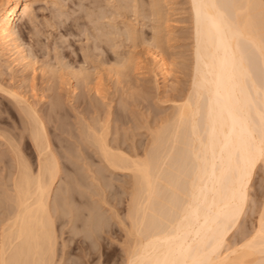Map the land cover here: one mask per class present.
I'll use <instances>...</instances> for the list:
<instances>
[{
	"label": "bare ground",
	"instance_id": "1",
	"mask_svg": "<svg viewBox=\"0 0 264 264\" xmlns=\"http://www.w3.org/2000/svg\"><path fill=\"white\" fill-rule=\"evenodd\" d=\"M125 2L127 1L123 0V5L127 4V7H129L128 4L131 2ZM170 2L172 3V1ZM188 2L193 24V62L190 86L188 92L186 91L182 97L180 96L181 99L178 98L180 102L174 100L176 102L175 111L165 118L166 120L163 121L162 125L159 124L160 127L158 129L151 131L150 143L147 144L146 148L144 147L143 151H139L136 145L135 147L133 145L125 148L123 139H121L122 141L120 140L122 143L118 141L120 135H118V132H115L117 133L116 137L111 134L118 139L110 138L112 137L110 135L111 129L116 126L113 121L115 118L111 119V112L109 114L106 113L107 115L102 118H95L96 120L93 119V121L88 119L91 122H85V120H82L83 117L80 116L81 124L79 125H83V128L80 127L82 131L79 133L76 131L78 133H75L76 135L72 134L76 139L74 138L73 140V137L71 138L76 147L58 145L57 142L55 143V138L53 139L48 127L51 125L54 127V131L55 128L60 130L62 122L57 118L63 111V101L59 99L62 96L56 95V102L50 107L51 112L48 115L38 109V105L35 106L27 98L26 94L23 95L25 90L23 93L20 90V92L15 90L16 87L18 89L17 85L14 87L15 89H6L8 88L6 87L7 85L3 86L0 82V91L4 95L7 94L6 97H11L15 102V107L18 106L16 108L19 115L26 123L27 127L25 130L28 132L30 141L29 143L25 141V144L31 145L36 160L34 163L27 158L25 150H23L20 143H15V139L10 136L7 137L6 133H0L2 143L8 147L5 150L0 149V164L3 162L8 165L10 161V164H13L10 167L8 166L10 169L8 176L4 177L2 182L0 180V264H61L65 255H69V252H66V247L70 246L67 245L69 241H75L79 245L80 243H87L88 246L89 244L93 245V243L104 236L103 233L108 234V232L113 231L112 220H116L125 233V237H123L125 239H123L121 245L122 254H120L122 255V264H264V200L263 202L255 203L260 209L258 212L256 211L258 214L256 222L254 221L255 223L252 225V230L245 226L243 227L244 215L246 214L245 207L246 205L248 206L247 203L250 200V188L253 177L261 166L264 168V0H188ZM101 5H104L103 2ZM34 6L32 0H4V2L0 0V53L7 55V58L13 57L11 59L12 66L13 64L20 65L19 68L23 66L25 71L32 70V67L36 65L31 55L24 49L23 44L25 43H22L21 40V34L26 29L25 20L30 16L32 8L34 11ZM91 6L93 7V5ZM154 7L156 5L154 6L153 3L152 8L154 9ZM83 8L85 9V7ZM98 9L101 11L100 7ZM116 9L118 7H115ZM38 11L42 12L40 9ZM153 12L155 13L154 10ZM37 13L39 14V12ZM82 14H86V12ZM55 15L59 17V15ZM49 17L51 18L52 16ZM111 19L113 18H110L109 21ZM81 21L78 20V23H81ZM75 22L77 23V21ZM83 22L87 23V21ZM94 22L97 21L93 20L92 23ZM97 24L95 26H100ZM113 24L115 23L113 22ZM46 26L49 27V25L45 24ZM101 26L104 27L103 33L106 31L107 34H114L113 30L112 32L107 31L108 29L111 30V28L107 29V25L103 26L101 24ZM102 27H100L101 30ZM54 28L51 30H54ZM66 29L70 28L67 27ZM75 29L77 30V28ZM83 29L85 30V28ZM132 31L127 32L129 34L128 39L134 38L131 33L136 30ZM59 32L57 31L56 33ZM155 32H157L156 29ZM51 33L49 34L51 35ZM124 33L126 34L125 31ZM95 35L93 36L94 38L96 37ZM103 36H105L104 42L109 41L107 38L111 37L104 34ZM55 38L53 39L56 41ZM61 38L63 41V37L59 39ZM154 38L160 39L159 36L156 37V33ZM95 39L98 38L96 37ZM137 40L135 39L134 42ZM145 40L146 38L142 42L149 41ZM66 41L67 39H65V43ZM96 43H98V40H96ZM144 43L140 44L141 47ZM31 44L33 45V43ZM119 44L121 45V41ZM116 49H119V47ZM145 49L147 51L143 53H146L152 60L153 66L155 65V69H157L155 71H158V74L166 81L172 74L171 63L168 62L167 57L154 42L149 43ZM93 50L97 51L98 49ZM113 50L114 52L116 51L115 49ZM132 51L131 54L133 53ZM141 56L143 55L136 57V60L134 55L133 58L136 61H133V58L130 57L132 64L136 62L134 64V66L136 65L135 69L140 65L144 67V61L148 59L147 56H145L146 59L143 56V61ZM0 57L2 56L0 55ZM124 59L127 58L125 57ZM123 60L121 61L123 62ZM9 61L8 59L7 62ZM11 62L8 64L11 65ZM128 63L131 64V62ZM127 65L126 67H128ZM5 68L7 67L5 66ZM65 68L66 66L63 69L65 70ZM114 68L116 67L114 66ZM8 69L11 70L10 68ZM14 69L16 70V68ZM48 69L45 71H48ZM139 69L140 67L137 70ZM69 70L65 74L68 75L70 73L71 75L69 74V76L71 77H69L70 81L66 83H70L71 96H74L77 87L73 85L71 80L73 78L81 80L77 74L83 72L79 71L78 73V70H82L78 69L76 70L77 74L75 72L72 73V66ZM89 72L91 73L92 71H88V74ZM115 72L117 74V69ZM53 74L56 77L55 73ZM53 74L49 75L52 76ZM88 74H84L87 75V77L85 76L86 80H90L88 81V83L90 82L89 84L94 83L95 78L92 80L93 76H91L90 79V74ZM118 74L121 75L120 72ZM76 75L79 76V79ZM12 76L14 77V75ZM27 76L29 77V74ZM26 77L24 78L26 79ZM66 77H63V80ZM98 80L96 83L101 82ZM73 81L75 82V80ZM67 88L65 89L67 90ZM92 88L94 90L95 88L97 89V87ZM25 92L28 93L27 89ZM93 93L95 94V92ZM0 95L2 94L0 93ZM87 95L91 96L90 94ZM97 95L95 94L96 97ZM99 95L101 94L99 93ZM75 97L74 99L76 100ZM128 102L122 104L124 111L130 105ZM125 105L128 106L126 107ZM100 106V108L106 109L105 106ZM1 109L3 108L0 107ZM96 109L98 108H95V111H97ZM110 111L112 110L110 109ZM1 112L3 111L1 110ZM97 112L99 114L100 110ZM105 112H107V109L102 115ZM84 113L86 114V112ZM87 118H90L89 114ZM58 121H60V125H58ZM82 121L85 123H82ZM112 122L115 123L114 126H112ZM64 124H67V122L63 123L61 129ZM69 128L66 129L69 130ZM117 130H119L118 127ZM68 138L66 136V139ZM88 149L93 150L92 152L97 156H91L92 153L89 155ZM6 150L7 152H5ZM7 155H10V161L5 160ZM96 160L101 165L99 164L100 166L94 169ZM5 161H8V164ZM106 171L112 173V175L113 173L128 174L130 182L128 184L127 199L124 197L127 200V211L124 215L120 214L117 208L121 198H118L117 194H112L111 197L107 194L106 188L109 187L110 183H108ZM89 179L91 181L87 184L86 180L88 181ZM90 186H95V189L92 190V197L95 195V197L98 196L99 198L92 203H87L86 201L82 203V199L78 197L83 198L85 193L81 191L80 196L77 197L78 188L86 187L88 191L91 188ZM84 203L89 208L88 215L84 213L85 208L82 206ZM58 223L59 225H57ZM67 227L68 229L70 227L69 230H71L72 235H70L71 237L68 240L64 238L63 242L60 241L61 243H59V238L69 232ZM237 232H239L240 240L234 244L230 241V237ZM61 247L62 253L60 256L58 252Z\"/></svg>",
	"mask_w": 264,
	"mask_h": 264
},
{
	"label": "rangeland",
	"instance_id": "2",
	"mask_svg": "<svg viewBox=\"0 0 264 264\" xmlns=\"http://www.w3.org/2000/svg\"><path fill=\"white\" fill-rule=\"evenodd\" d=\"M96 1L95 0H80V1H78V0H32L33 6L35 5L34 6L35 8H34V11L32 10L33 8L31 9L30 16L27 17V19L25 20L26 21L25 22L26 23L25 24L26 25L25 26L26 29H24L25 31H23L22 32L23 34H21L22 35L21 40H22V43H25V44H23L24 49L26 50V52L29 55H31V58L34 61V64H36L37 66L34 65L33 67L35 69L32 67V70L29 69V70H26L27 71L26 72L23 66H21L20 68H19L20 65L18 66L17 64L16 65L13 64V66H12V62H11L12 60L11 59L13 57L10 58L8 56L9 58H7V55H2L0 53V55L2 57L4 56L3 58L5 59L4 60L2 57H0V61H1L0 62V65H1L0 67L2 68L4 66L2 69L0 68V71L3 70L2 71L3 74H2V72H0V76H1L0 77V82H1V84L3 86L7 85L6 87H8V88L5 87L6 89H10V88L11 89H15L14 87H16V85L18 86V89L16 87L15 90H18V91L20 90L22 93H23L24 90L26 91V89H27L28 93L24 91L23 95L26 94L27 98H29V100L35 106L38 105L39 107L37 106V108L42 110L46 114L51 112V108L50 107L52 106V104L54 102H56L55 100H56L57 96H59V95L62 96V97L59 96L60 97L59 99H61L63 101L62 102V104H63L62 105L63 106L62 110L63 111H62V113L60 115H58L57 119L62 122V125H63L64 122L65 123L67 122V124H64L65 128L63 127L62 129H61L62 125L60 126V130L61 131L59 130V128H57V129L55 128V131H54V127L51 126V125H50V127H48V130H50L49 132L51 133V135H53L52 136L53 139L55 138L54 139L55 143L57 142L58 145L63 144L64 147H72V146L74 147L75 146V144H73L74 141H72V139L74 140V138L76 139V137L72 136V134H75V133L78 134L80 131H82L80 127H82L83 125H79V124H81V117H83L82 120H85V122L86 121L89 122L90 120L93 121V119H95V118H97V119L98 118H102L103 116L107 115L106 113L109 114L111 112L112 113V115H111L112 118L111 119L115 118L113 121L116 123L115 124V123L112 122L113 123L112 126H114V124H115L116 126H114V127H116V128L114 129V127H113L112 128L113 131L111 129L110 135L112 134L114 137H116L115 135H117V133H115V132H118V135L119 134L120 135L118 137L119 139L118 138H114L112 135H111L112 137H110V136L109 137L112 138V139H118V141L123 139V142H124L123 145L125 146V148L132 147L133 145L135 147V145H136V148H138L139 151H143L144 147L146 148L148 146L147 144L150 143L151 131L158 129L160 127L159 124L162 125L163 121L166 120L165 118H167L169 115H171L175 111L174 110V108H175L174 106H175L176 102L179 101L178 98L181 99V97L184 95V93L186 91L188 92V89H189V86H190L191 70H192L191 66H192V62H193L192 61L193 60L192 59V52H193V50H192V47H193V36H192V34H193L192 30L193 29H192V25L193 24L191 22L192 18H191L190 5H189L188 0H169V1L168 0H155L156 3L153 2V0H125L128 3L131 2L130 4H128L129 7H127V4L123 5V0H116L117 2L113 1V0H111V2H110V0L109 1L108 0H102V1L99 0L97 2ZM170 1H172V3ZM2 2H4V0H2ZM100 2H101V4L103 2V4L105 6L99 4ZM127 2H125V3H127ZM153 3H154V6L156 5V7H154V9L152 8L153 7ZM80 4H81V6H80ZM84 4H86V5H84ZM91 5H93V7ZM83 7H85V9ZM98 7H100L101 11H99ZM115 7L116 8L118 7V9H116L117 11L115 10ZM123 7H126V8H123ZM130 7H132L133 9L130 8ZM59 8L61 9V11H60ZM102 8H104V9H102ZM120 8H121V10H120ZM39 9L42 11L41 13H40V11H38ZM128 9H130L131 12H129L130 10H128ZM152 9L155 11V13L153 12L154 15H152L153 14L152 13V11H153ZM156 9H157V11H156ZM93 10H94V12H93ZM104 10H106V11L108 10V12H106V11L104 12ZM110 10H111V12H110ZM50 11H51L52 14L50 13ZM56 11H57V13H56ZM115 11L118 12L119 14L116 13ZM37 12H39V14ZM83 12L84 13L86 12V14H82ZM87 12H88V14H87ZM95 12H98V13H95ZM44 13H47V14L49 13V14L47 16V14H44ZM65 13H67V14H65ZM110 13H112L113 16H112V14L110 15ZM55 14L59 15L60 18L58 16H56ZM93 14H98L100 16L93 15ZM44 16L46 18H48V19H46ZM49 16H52V17L50 18ZM55 16H56V18H55ZM72 16H73V18H72ZM86 16H88L87 17L88 19L86 18ZM89 16H90V19H89ZM106 16H108V17H106ZM109 16H111V17H109ZM53 17H54L55 21H54ZM96 17L98 18L99 21L97 20ZM30 18H32V19L30 20ZM35 18L40 19V20H37ZM61 18H62V20H61ZM76 18H78V19L76 20ZM110 18H113V19H111L109 21ZM42 19H43L44 22L47 20L46 21L47 23L46 22L44 23L43 21H41ZM49 19H51V20H49ZM56 19H58V21H56ZM78 20L79 21L82 20L81 23L80 22L78 23ZM93 20L99 22V24H97V22L92 23ZM32 21H33V23H32ZM75 21H77V23ZM83 21H87V23L83 22ZM48 22H49V24H48ZM113 22L115 24H113ZM34 24H35V27H34ZM45 24L49 25L50 28L48 26L45 27ZM96 24L100 25V26H98L99 28L97 26H95ZM101 24L103 26L107 25L106 26L107 29L111 28V30L108 29L107 31H109V32L111 31L112 32V30H113V33L115 35L112 34V33H111L112 35L109 34V33L107 34L106 31H105L106 34H105V32L103 33L104 27H102ZM118 24H119V26H118ZM127 24L130 25V26L132 24H134V25H132L130 27ZM38 25H39V27H38ZM56 25H58V26H56ZM86 25H88V26L86 27ZM52 27L53 28L55 27L54 30H51V29H53ZM67 27L70 28L72 31L70 29H66ZM100 27H102V30H101ZM75 28H77V30ZM83 28H85V30ZM125 28L126 29H130L131 28V29L130 30H126ZM55 29L58 32L59 31L60 32L56 33L57 31ZM155 29L157 30V32H155ZM66 30H67V32H66ZM132 30L133 31L136 30L134 32H137V33H134ZM51 31H52L53 35H52ZM76 31H78L80 34L78 32H76ZM84 31H86V32H84ZM87 31H89V32H87ZM124 31L126 32V34L124 33ZM129 31L133 32V33H131L132 34L131 36L134 35L133 36L134 38L131 37V39H128ZM34 32H36V33L34 34ZM62 32H64V33L62 34ZM121 32H122V34H121ZM49 33H51V35ZM86 33H87V37H86ZM102 33L104 35H106V36L107 35L111 36V37H108V38L106 37L107 40H109V41L104 42L105 41V36H103ZM155 33H156V37L157 36L160 37L159 40L154 38L155 37ZM66 34H68V35H66ZM94 35L98 39H95L96 37L94 38L93 37ZM31 36H32V38H31ZM55 36H56V38H55ZM119 36L120 37L122 36L121 39H120ZM135 36H136V38H135ZM23 37H24V39H23ZM35 37H36V39H35ZM60 37H63V39H64L63 41L64 42L62 41V38L59 39ZM114 37H115V39H113ZM28 38H29V40H28ZM53 38H55L56 41ZM86 38L87 39L90 38V39L87 40ZM138 38H139V40H137ZM142 38H144V39L146 38L145 41L149 40V41H147L149 43H153L154 42L155 44H157L159 50H161L164 53V55L167 57L168 62L171 63L170 65H171V73L172 74H171V76L168 79H166V81L163 79V77L161 75L158 74V71L157 72L155 71L157 69H155L156 68L155 65L153 66L152 60H150V58L147 56L146 53H143V52L147 51V49H145V48H147L149 43L146 44L147 42H145V43L142 42L144 40V39L141 40ZM65 39H67L66 43H65ZM135 39L137 40L136 41L137 43L134 42ZM40 40H41V42H40ZM44 40H45V42H44ZM58 40L60 41L59 43H58ZM90 40H91V42H89ZM96 40H98V43H96ZM114 40H116V41L114 42ZM123 40H124V42H123ZM99 41H100L101 44L99 43ZM120 41H121V45L119 44ZM150 41H152V42H150ZM113 42H114V44H113ZM116 42H117V44H116ZM31 43H33V45ZM63 43H65V44L63 45ZM141 43H144V45L146 44L145 45L146 47L144 45H142V47H141V45H140ZM91 45H94V46H91ZM118 47H119V49H116ZM93 49H96V50L98 49L97 50L98 52L94 51ZM99 49H100V51H99ZM113 49H115L116 51L114 52ZM130 50L131 51L133 50L132 54H131ZM86 52H87V54H86ZM99 52H101V53H99ZM94 53H96V54H94ZM84 54H86V55H84ZM128 55H131V56H128ZM134 55H135V58L139 57L140 55L147 56L148 59H146V57L144 56V58L147 61L146 60L144 61L143 56H141V58H142L141 60H143L145 62V63L142 62V63H144L143 66L145 68L142 67V65H140L139 66L140 67L139 70H137L139 67L137 69H135L136 65L134 66V64L136 62L134 64H132L133 63L132 59L130 60V57L133 58ZM125 57L128 60L124 59ZM84 58H85V60H84ZM6 59L7 60L9 59L10 61L7 62ZM93 59H95V60H93ZM121 60H123V62ZM136 60H137V58H136ZM136 60L133 58V61H136ZM3 61L4 62L6 61L5 64L6 63L7 64L5 65ZM59 61L61 63H63V64L61 65V63ZM10 62H11V65H9ZM128 62H131V64L128 63ZM127 63H128V65H127ZM2 64H4V65H2ZM59 65H60L61 69H60ZM117 65L118 66L120 65V66L118 67ZM126 65L128 67H130V68L126 67ZM5 66L7 68H5ZM9 66H11V67H9ZM64 66H66L65 70L63 69ZM71 66H72L71 72L73 71L72 73L75 72V74H77V72L79 73V71L83 72L81 74L80 73L77 74V75L80 76L81 80L78 78L79 76H77V75H76V77L79 80H76L74 78L71 80L73 85H75V87H77L76 88L77 94L75 92L76 97H75V95L71 96L70 87H69L70 83H66V82L70 81L69 77H71V76H69L70 73L68 75L65 74V73H67V71H70L69 69H70ZM88 66H89V68L91 67L90 70H89ZM114 66L116 68H114ZM122 67H123V69H121ZM153 67H154V69H153ZM8 68H10L11 70H9ZM14 68H16L17 71ZM48 68L49 69L51 68V69L49 70ZM47 69H48V71H45ZM53 69H54V71H53ZM78 69H82V70H78ZM116 69H117V74L115 72ZM55 70L56 71L58 70V71L56 72ZM61 70H62V72H60ZM76 70H78V71L76 72ZM113 70H115V71H113ZM49 71H51V72H49ZM88 71H92L91 73L89 72V74H90L89 77L91 79V76H93L92 80H94V78H95V81H93L95 84L94 83L89 84L90 82L88 83V81H90V80L89 79L86 80L85 76L87 77V75H84V74H88ZM119 72L121 73V75L118 74ZM6 73H8V74H6ZM51 73L52 74L55 73L56 77H54V74L52 76H50L49 74H51ZM59 73H61V74L59 75ZM11 74L14 75V77ZM26 74L27 75L29 74V77ZM42 74H44L45 76L44 75L42 76ZM156 74L159 75V76H157ZM173 74H174V76H173ZM35 75H36V77H34ZM99 75H101V76H99ZM48 76H49V78H48ZM98 76H99V78H98ZM8 77H10V78L8 79ZM24 77H26V79ZM44 77H45V79H44ZM63 77H66L67 79L65 78V80H63L64 79ZM59 78L62 79V80H60ZM119 78H120V80H119ZM7 79H8V81H7ZM15 79H17V80H15ZM96 79L97 80L99 79L98 81H101V82H97L96 83V81H97ZM27 80H28V82H26ZM59 80H60V82H59ZM73 80H75V82ZM92 80H91V82H92ZM83 81H85V82H83ZM7 82H9V84H7ZM11 83H12V85H11ZM24 83L27 84V86H25ZM31 83H34V84H31ZM98 83H102V84L98 85ZM48 84H50V85L48 86ZM89 85H90V87H89L90 90H88L89 89L88 88ZM28 87H30V88H28ZM91 87H94V88L97 87L98 90L96 88H95V90L92 88L93 89L92 90ZM65 88H67V90ZM33 89H35V90H33ZM61 89H62V91H61ZM99 89H101L100 92H99ZM84 90L85 91L87 90V92H85ZM57 91L60 94H58ZM90 91H91V93H90ZM92 91L95 92V94L99 95V93H100L101 95H99V96L97 95V97H96L95 94ZM51 92H53L52 93L53 95L51 94ZM0 93L2 94V95H0V107L3 108V109H1L3 112H1V110H0V133H2V134L6 133L7 137L10 136L12 139H15L14 140L15 143H17V144L20 143L21 147L23 148V150H25V154H27V158H29L30 160H32V162L35 163L36 160H35V153L33 152L34 150L32 149L31 145L25 144V141H27L29 143L30 140H29L28 132L25 130L26 127H27L26 123H25L24 119L19 115V112L17 111L18 110L17 109L18 106H16L17 108L15 107V102L11 99L10 96L6 97L7 94L4 95L2 91H0ZM65 94H67V95H65ZM87 94H90L91 96H88ZM51 97H53V98H51ZM74 97L76 98V100L74 99ZM99 97H100L101 100L99 99ZM7 98H9V99H7ZM66 98H67V100H66ZM102 98L103 99L106 98V99L103 101ZM91 99H92V101H90ZM35 101H36V103H35ZM94 101L95 102L98 101V102L95 103ZM90 102H92V103H90ZM127 102L130 103V105L129 106L125 105L126 107L127 106L128 107L124 111L122 104L123 103H127ZM39 103H40V105H39ZM1 105H3V106H1ZM95 105H96V107H94ZM98 105L99 106L102 105V107L105 106V108L107 109V112H105L104 115H102V114H103V112L106 109L104 110V108H100L101 106L99 107ZM107 105L110 106V107H108ZM81 106H83V107L81 108ZM111 106L113 107L114 110L112 109ZM126 107H124V108H126ZM4 108H6V109H4ZM95 108H98L96 110L97 111L100 110L101 113L99 112V114H98V112L95 111ZM110 109L112 111H110ZM82 110H83V112H82ZM108 110H109V112H108ZM122 110H123V112H121ZM11 112H12V114H11ZM84 112H86V114ZM113 112H114V114H113ZM117 113H119L120 115L117 114ZM62 114L63 115L65 114L64 115L65 117ZM88 114H89L90 118H87ZM97 114H98V116H97ZM85 115H87V116H85ZM118 115L120 117L122 116L121 117L122 119ZM63 118H65V119H63ZM125 118H126V121H125ZM88 119H90V120L88 121ZM95 120H94V122H95ZM60 121H58V123H59V124L57 123L58 125H60ZM85 122L82 121V123H85ZM117 127H118L119 130H117ZM66 128H69V130L66 129ZM123 128H124V130H123ZM65 129H66L67 132L69 131V133H67L65 131ZM76 131H78V133ZM63 133L65 134L64 135L65 137L63 136ZM68 135H70V136H68ZM22 136H23V138H22ZM59 136L60 137L62 136L61 137L62 139ZM66 136H67V138L68 137L69 138L66 139ZM120 136H121V138H120ZM60 140H61V142H60ZM65 140H66V143H65ZM126 140H127V142H126ZM0 141H1L0 142V147H1L0 149L1 150L2 149H4V150L8 149V147L4 143H2L3 142L2 138H0ZM132 142H134V143L132 144ZM145 143H146V146H145ZM3 146H4V148H3ZM139 146L141 147V149H140ZM5 147H7V148H5ZM90 149H92V148H90ZM90 149H88L89 151L87 150V152L90 153V154L89 153L88 154L91 155V153H92L91 156H93V155L95 156L96 154L94 152H92L93 150H90ZM5 152H7V150ZM7 156H9V157H7ZM7 156H6L5 160H9V158H11L10 155H7ZM96 158L98 159V157H96ZM6 162L8 164V161H5V163ZM10 163H11V161L9 162L8 165H5L3 162L0 164L1 165L0 166V175H1L0 176V180H1V182L4 179V177L6 178L8 176V173L10 171L9 167L11 165H13V164H10ZM94 164H95L94 165V169H97L101 165L98 160H96V163H94ZM2 167H3V169H2ZM262 167L263 166H261L256 171V173H255V175L253 177V180H252V183H251V188H250V197H249L250 200L248 201L249 203H247L248 206L246 205V207H245L246 214L244 215V220H243L244 223L242 222L243 223V227L245 226V227H247L248 229H251V230H252V225L256 222L255 220H256V217H257V214H258L257 212L260 209L258 206H256V204H257L256 202H259V201L263 202V200H264V168H262ZM2 172H3V175H2ZM105 174L108 177L107 178L108 183H110L109 187L106 188L107 194L110 197L112 196V194H117V197L121 198L120 203L117 204V208L119 209L120 214L124 215L125 212L127 211V200L126 199H127V191H129V185L128 184L130 182V179L128 178V174L127 173L126 174L113 173V175H112V173H110V172L108 173L107 171L105 172ZM114 175H115V177H114ZM2 176H3V178H2ZM113 177L116 178L115 179L116 181L114 180ZM90 181H91L90 179L88 181L86 180V183L89 184ZM90 187L92 189L89 188L88 191H87L86 187H79L78 188V192L79 193L78 194L76 193L77 197L80 196L81 191H82V193L83 192L85 193L83 198L78 197L79 199H82V203L84 201H86L87 203H92L93 201H95V199L99 198L98 196L95 197V195H94V197H92L93 196L92 195V192H93L92 190L95 189V186H93V187L90 186ZM257 189H259V190H257ZM90 192H91V194H90ZM258 192L260 194H262V195L260 196V194ZM121 195H122V197H121ZM252 201H253V203H252ZM95 203H97V202H95ZM85 205H86L85 203L82 204V206L85 208L84 209V213H87L86 215H88L89 214V212H88L89 208L86 207ZM256 208H258V209H256ZM248 221H249V223H248ZM116 222H117L116 220H112L111 225H113V231L108 232V234L107 233L106 234L103 233V235H104L103 237L104 238L101 237V239L97 240L98 242L96 241L95 243H93V245L89 244V246H88L87 243H85V244H81L80 243V245H79L75 241H69L67 245H70V246L66 247L67 248L66 252L68 251L69 253L68 252L67 253L69 255H65V257L63 258L61 264H122L123 263L122 260H121L122 259L121 258L122 255H120V254H122V246L121 245H122L123 239H125V238H123V237H125L124 236L125 233L123 231V228H121V225L118 222L117 223ZM251 222H253V223H251ZM247 224H248V226H247ZM57 225H59V223ZM249 227H251V228H249ZM67 229H68V227H67ZM69 229H70V227H69ZM69 229H68L69 232L67 234H65L64 236L60 237L61 239L59 238V243L63 242L64 238H67V240H68V238L71 237L70 235H72V234H71V230H69ZM239 240H240L239 232H237L232 237H230V241H232V243H234V244L239 242ZM90 241H88V242L90 243ZM94 244H96V245H94ZM90 247H91V249H90ZM92 247L93 248L96 247V248L93 250ZM61 249H62V247L60 248V250L58 252L59 255L62 253Z\"/></svg>",
	"mask_w": 264,
	"mask_h": 264
}]
</instances>
